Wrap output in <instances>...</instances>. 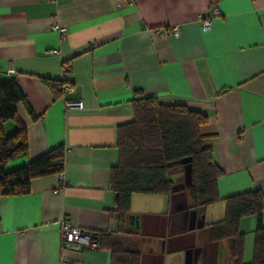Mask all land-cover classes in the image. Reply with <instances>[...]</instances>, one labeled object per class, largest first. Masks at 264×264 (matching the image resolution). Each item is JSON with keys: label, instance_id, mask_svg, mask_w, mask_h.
<instances>
[{"label": "crops", "instance_id": "obj_1", "mask_svg": "<svg viewBox=\"0 0 264 264\" xmlns=\"http://www.w3.org/2000/svg\"><path fill=\"white\" fill-rule=\"evenodd\" d=\"M214 8L219 15L203 31L199 16ZM55 22L66 27L63 38ZM175 25L178 36L156 33ZM10 79L35 118L16 105L27 154L5 171L63 146L66 186L54 192V173L33 178L26 194L0 195V264H184L189 249L196 264H234L228 241L208 238V225L219 221L212 211L221 219L224 201L204 207L203 226L192 230L183 225L184 189L132 194L136 230H127L132 220L119 228L109 215L116 129L131 121L135 91L206 116L200 132L221 170L218 196L259 191L264 227V0H0V80ZM42 79L61 82L60 95ZM64 100L83 106L67 108ZM64 217L98 245L62 247ZM256 224L255 215L239 221L243 263Z\"/></svg>", "mask_w": 264, "mask_h": 264}, {"label": "trees", "instance_id": "obj_2", "mask_svg": "<svg viewBox=\"0 0 264 264\" xmlns=\"http://www.w3.org/2000/svg\"><path fill=\"white\" fill-rule=\"evenodd\" d=\"M54 97L59 96L61 82L42 79ZM24 104L32 118L35 115L25 94L13 79L0 80V195L26 194L33 178L59 174L64 170V149L57 146L31 159L26 165L5 171L8 162L27 154V134L16 110ZM132 119L116 129L117 160L109 169L108 185L114 198L109 215L117 220L118 227L132 220L136 230L138 216L130 212L132 194L169 195L173 190L184 189L188 199L187 210L202 215L204 207L224 201V216L208 225L211 241L227 240L234 264H264V227L260 223L263 211L262 194L249 191L225 199L218 196L216 181L220 168L212 158L210 148L203 143L201 126L206 116L185 105H168L155 97L135 91L131 100ZM15 123L10 134L4 124ZM190 158L191 184L184 181L182 159ZM181 174L179 179L177 174ZM255 215L253 251L249 263H243L244 233L239 230L241 218ZM137 257V252H132Z\"/></svg>", "mask_w": 264, "mask_h": 264}, {"label": "built area", "instance_id": "obj_3", "mask_svg": "<svg viewBox=\"0 0 264 264\" xmlns=\"http://www.w3.org/2000/svg\"><path fill=\"white\" fill-rule=\"evenodd\" d=\"M125 1L127 3L132 2V0H125ZM218 15H219V12L215 8L212 10L211 17L200 15L199 23H200L201 29L203 31L208 30L211 27L212 18ZM51 28L59 33L60 38H63L67 33L66 27L60 26L57 22L53 23ZM156 33L161 37H165L167 34L178 36L179 29H178V26L175 25V26L170 27L167 31L158 29ZM64 91L71 92L72 87L69 85H66L64 88ZM64 104L67 108L81 109L83 106L82 101L64 100ZM58 176H59V184L54 190V192L56 193L62 191L63 188L66 186V182L64 180L62 172H60ZM60 234H61V246L64 248H70V249H79V248H84V247L95 248L98 245V239L95 237L93 233L86 231V230H82L74 226L67 217L62 218L60 221ZM61 264H65V262H62Z\"/></svg>", "mask_w": 264, "mask_h": 264}, {"label": "water", "instance_id": "obj_4", "mask_svg": "<svg viewBox=\"0 0 264 264\" xmlns=\"http://www.w3.org/2000/svg\"><path fill=\"white\" fill-rule=\"evenodd\" d=\"M190 158L182 159L181 162L183 165V177L184 181L181 183L180 186H188L191 184V173H192V166L190 164ZM203 215L197 216L195 210H187L183 213V225L189 230L200 228L203 226ZM197 261V254L194 251L192 254V250H187L185 252V260L184 264H196Z\"/></svg>", "mask_w": 264, "mask_h": 264}, {"label": "rangeland", "instance_id": "obj_5", "mask_svg": "<svg viewBox=\"0 0 264 264\" xmlns=\"http://www.w3.org/2000/svg\"><path fill=\"white\" fill-rule=\"evenodd\" d=\"M10 124V126H13V124H12V122L11 123H9ZM7 125L8 124H6V128H5V133L6 134H10V132H12V129H9L8 127H7ZM175 177H178L179 179L181 178V174L179 173V174H177V176H175ZM224 210H225V207H224ZM211 216H214L215 218H219V219H217V220H220V217L219 216H221L220 215V213H217L215 210H213L212 211V215ZM224 216V215H223ZM223 218V217H222ZM221 218V219H222ZM210 220V217L209 216H207L206 217V222L207 221H209ZM253 244H252V246L250 247V250L248 251V255L246 254V257L244 258V260H248L249 262L251 261V258H252V251H253ZM247 262V261H246Z\"/></svg>", "mask_w": 264, "mask_h": 264}]
</instances>
